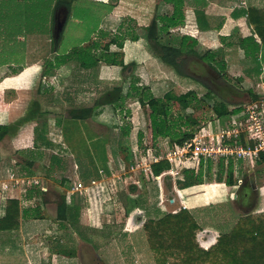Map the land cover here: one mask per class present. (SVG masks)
<instances>
[{"label":"rangeland","instance_id":"1","mask_svg":"<svg viewBox=\"0 0 264 264\" xmlns=\"http://www.w3.org/2000/svg\"><path fill=\"white\" fill-rule=\"evenodd\" d=\"M199 1H184L186 23L184 27L172 31L173 38L180 39L184 35L192 36L198 40L200 50H224L227 53L225 59L228 64L227 76L224 75V80L236 90L238 89L237 91L243 94V98L237 100L230 98L224 90H219V88L211 84L209 77L205 75L203 69L199 68L198 65L202 62L197 58L193 59L195 60L194 64L186 63L185 68H183V74L191 77L189 78L176 74L153 55L144 39L145 28L151 24L156 16H162L172 11V7L164 2V0H114L113 2L116 4L113 6H115L116 13L111 17V20L105 22V26L97 32L92 33V35L91 33L82 31L84 28H88L87 26L83 28L69 24L66 28L67 30L64 32L63 38L61 37L62 40L59 43V49L62 53L78 47L81 44L80 41L89 36H92L93 42L99 44L100 40L107 42L108 40L103 39L101 35L104 32L116 35L121 24L125 26H123L122 33L127 32V28L128 30H133L142 39L138 42L124 41V46L121 50L123 54V66L101 64L98 68L84 70L74 60L62 66L54 77L45 78L42 82L41 91L37 92L36 87H34L35 85L29 88L31 90L30 101L35 99L36 103L30 107L28 113L23 118L29 115L38 118L41 113L46 112V116L51 119L49 120L50 132L48 136L55 145V148L54 150L43 149L44 155L42 158L41 154L37 152L36 157L31 156L33 158H29V151L34 150L32 146H34V128L37 126V120L27 123V126H31L28 132L30 133L29 136L32 142L31 149L28 147L30 145L28 143H23L22 145H13L11 143L26 124L18 132L14 133L13 137H9V144L8 142H1L0 190L3 191V188L8 184L9 176L11 178L13 175L12 172H21L27 174L32 181L37 182L38 186L46 194L41 198H35L31 202L26 203L24 201L26 194L24 193L26 191L24 188L26 186L24 182L20 181L10 194L0 193V212L4 211L3 205H1L2 201L9 198L21 199L25 202L21 204L22 209L31 208V210H36V214L34 215L40 220H46L47 227L50 226L48 229L54 228L52 233L50 232L53 228L51 231L47 230L44 232L38 237L39 240L34 238L27 242L28 245L31 242L38 244L35 250L33 249V252H36L37 248H45V263L41 262V264H57L56 257L54 256L55 252H53L55 247H51L49 241L51 240L53 243L57 241L58 236H65L64 232L61 234L57 233V230L61 229L63 225L69 231L66 235L67 239L73 240L75 238L76 240L73 233L75 221L81 222L83 228L90 230L89 234L91 235L92 242H88V244L94 245L95 249L93 247L92 249L98 256L100 264L104 263L109 252H116L114 264H120L122 260L126 264H154L152 253L142 232L144 223L148 218L159 219L165 214L176 213L179 209L177 203L174 202L175 200H172L177 198V194L179 196V193L175 191L176 184L174 180L171 177H165L163 180H160V178L156 179L151 176L150 172H145L152 154L147 156L146 153H142L145 149L141 150L139 145V134L143 133V131L146 136L145 146L147 150H149V142H152L153 134L151 133L150 115L157 111L155 100L149 102L141 100L120 101L115 105L104 107L101 115H94L85 123L71 121L67 124L65 120L62 123V128H57L55 118L59 120L68 119L69 112L73 108L93 107L102 96L108 91H113L116 87L122 88V95L127 94L129 84L135 82L141 86L150 87L157 97H163L167 92H172L175 95L196 92L198 98H208L212 103L211 105L201 104L202 109L198 110L194 116L204 121H215L220 115L227 113L234 106L238 104L243 105L249 101L248 95L244 91L251 89L254 93L255 88H259V85L264 82V65H260L262 69L261 73H259V70H257L258 66L254 62H252L253 65L242 64L243 70L236 64H231L233 58L241 56V60H245L244 52H241L238 46L235 47L233 45V47L228 48L227 46L231 42L223 43L224 38L221 37L219 41H213L211 49L206 48L210 46L205 42L206 40L202 32L209 30H201L198 27L195 15V11L201 8L202 11H206L210 16H223L226 23L228 18L225 14H229L232 9L249 7L250 5L262 6L264 4L259 0H202V3H198ZM43 4L45 5L46 2L38 7L43 9ZM207 14L205 15L207 16ZM76 17H79V14H76ZM101 20H94L92 24L98 23ZM130 20H133L134 23L130 22ZM228 22L230 24L229 19ZM129 26H132V28ZM246 26L248 27L247 22ZM98 27H94L93 29H98ZM217 27L215 26L214 28L216 29ZM101 32L103 33L101 34ZM242 33L245 34L244 31ZM56 35L61 36L62 33L58 32ZM209 40L212 39L209 38ZM81 46H88V43L85 45L83 43ZM30 50L28 49V54ZM49 50L48 48H35L32 49L29 55L31 59H36L44 55V53L49 52ZM111 50L114 52L119 51L115 45L111 47ZM235 50V54H239L240 56H233ZM22 52L23 50L10 56L17 57L22 55ZM95 52H102V48L99 47L98 51ZM263 59L264 57L261 54L259 56L260 63H263ZM42 67L43 71L41 72L43 73L45 71V61H43ZM249 69L252 70L250 73L251 77L248 73ZM4 72H9V68L1 67L0 75L3 76ZM224 99H227V101ZM173 112L174 117L179 113V107L176 104L173 106ZM173 116L172 118H174ZM7 122L6 125L0 126L4 127L15 123L9 120ZM96 140H103L107 143L106 154L102 150L100 151L97 145L95 146ZM87 147L90 151L89 155L88 151H86ZM156 151L157 148L153 149V154ZM101 152L104 156H102L104 162V158L106 159V165H102L100 162L96 164L99 168L98 177L86 179L84 176L88 170L92 173L94 172L93 162H97L94 156L101 154ZM53 154L62 155L66 162L64 174L62 177L60 175L56 177L58 181H61V179L67 181L66 185L56 183L52 178H47L42 173L41 169L49 166V158ZM130 154H134V160L129 161L127 159ZM30 161H33L34 165ZM255 163L253 162V166L244 163H233V169L237 173H240V178L251 174L256 175L257 171L260 173L257 185H255L256 191L254 189L252 195L253 209L252 206L250 208L245 205L242 206L240 198L235 204V211L232 210V207L227 208L229 210L223 211L226 215L225 217L229 218L228 220H238L239 217L250 212H264V163L258 164V161ZM227 166L224 163L226 170L224 178L227 177ZM216 171L217 168L214 166L212 171L213 176H211L212 179L208 180L209 182L216 181V174L214 175ZM30 172L33 173L32 176H30ZM7 175L8 178H6ZM253 187L252 185L250 186V188ZM241 191L239 193L242 195ZM61 196L66 197L68 204H74V207L69 212V221L63 223L55 222L57 220L58 205L62 202ZM126 197L139 199L143 207L134 209L129 216H126ZM256 200H258L259 206L254 208V201ZM163 201L165 203L160 205ZM203 232L202 229L198 232L197 240L200 246L204 248V245H208L206 243L201 244L199 241L205 238V233ZM103 233L112 234V236L106 239ZM215 236L219 238L220 234L219 236L218 234ZM67 247L72 249L74 244L71 247ZM4 249L5 246L0 244V254ZM27 249L30 250V247L27 246ZM74 254L75 251L68 253L71 258ZM46 258L50 259H47V263ZM110 264L112 263L110 262Z\"/></svg>","mask_w":264,"mask_h":264},{"label":"trees","instance_id":"2","mask_svg":"<svg viewBox=\"0 0 264 264\" xmlns=\"http://www.w3.org/2000/svg\"><path fill=\"white\" fill-rule=\"evenodd\" d=\"M114 0L109 2H100L99 9L96 11L102 15H108L115 6ZM185 0H164L168 5L172 7L170 13H166L162 16H156L151 24L145 28L144 39L153 53L165 66L171 68L176 74L180 76H186L183 74V68L186 63L194 64V58H197L202 63L206 64L210 69L215 71L223 80L227 76L228 64L225 57L227 53L224 50H200V44L198 40L192 36H181L180 39L173 38L172 31L185 26L186 12L184 6ZM0 19L6 17V13L13 12L16 15V21H21L20 16L26 11L31 15V19L39 20L37 22L46 19V4H43V9L38 6H42L46 0L30 1L31 5L24 4V1L5 2L0 1ZM72 0H62L61 6H66L68 10L72 9ZM198 3H202L200 0ZM6 4V5H5ZM198 27L201 30H212V25L209 18L205 15V12L200 8L195 11ZM88 19L93 18V14H86ZM235 17L245 16L247 23L252 27L254 35L250 38L240 40L238 47H240L247 58L245 62L247 65L256 63L260 68L259 56L262 54L264 57V7L250 5L247 10L242 11L239 15L234 13ZM103 16L98 18L101 20ZM5 19V18H4ZM35 22V21H34ZM130 22L134 23L133 20ZM26 21L25 24L26 25ZM98 25V23H96ZM81 27L83 25H75ZM123 26L121 24L118 28L116 35L101 32V37L108 40L107 42L100 40V44L93 42L92 36L81 40V44L72 50L62 53L57 47V44L61 42L63 34L57 41L54 38L52 42L54 45L49 52L42 55V60L45 61V71L42 73L43 77L52 78L56 75L57 71L67 62L76 61L80 67L84 70H90L92 68H98L101 64L107 66H123V54L121 50L124 46V41L138 42L142 38L139 34H136L129 26L127 32L122 33ZM125 27V26H124ZM135 28V27H134ZM220 24L216 29H221ZM85 32V31H83ZM90 33V32H85ZM93 32H91L92 35ZM37 35H44L42 33H36ZM33 33H3L0 32V68L7 67L9 72L6 75L18 74L24 66L27 64L29 58L28 47L26 40H21V37L26 38ZM255 36L258 37L259 42ZM62 37V38H61ZM84 43L88 46H81ZM91 45V46H89ZM115 45L119 51L114 52L111 47ZM102 48V52L97 53L98 49ZM23 50L22 55L17 57L10 56ZM7 53V54H5ZM54 56V57H53ZM234 56V54H233ZM4 58V60H2ZM259 61V62H258ZM264 62V59L262 60ZM194 62V63H193ZM47 68V70H46ZM252 72L251 69H249ZM225 75V76H224ZM191 78V77H189ZM194 79V78H193ZM140 81V80H137ZM226 81V80H224ZM238 90V89H237ZM212 91V90H211ZM242 91V90H241ZM213 92V91H212ZM243 92V91H242ZM122 88L116 87L113 91H108L102 96L93 107H78L73 108L68 115V119L59 120L55 118L56 126L62 128L64 121L68 124L71 121L85 123L90 117L101 115L102 109L106 106H112L120 101L134 100L149 102L155 100L157 104V111L150 115L152 134L155 145L160 139H165L170 145L178 144L183 145L185 142L191 140L194 135L209 121H204L201 118H197L194 115L198 110L202 109L201 104H209L212 102L208 98H198L196 92H189L185 95H175L172 92H167L163 97H157L154 91L148 86H141L139 83H130L127 94L122 95ZM214 93V92H213ZM248 95V100H255L258 98L256 93H253L251 89L244 91ZM176 104L179 107V113L173 116V106ZM241 105V104H238ZM237 105V106H238ZM234 106L230 111L220 115L222 119L226 117H232L239 113L241 109L239 106ZM172 116L174 118H172ZM39 118V119H38ZM28 116L15 122L13 125L0 126V143L6 142L9 137H13L14 133L18 132L22 126L33 120H37V126L34 128V150L29 151V158L36 157V152L43 157L44 150H54L55 145L49 138L50 124L49 119L46 116V112L41 113L39 117ZM202 120V121H201ZM145 132L139 134V145L141 150L145 149L142 153H146L145 146ZM90 142V141H89ZM102 150L106 154L107 143L103 140H96L95 146ZM88 155L90 153L88 147L86 148ZM92 154V153H91ZM33 156V157H31ZM103 154L95 155L94 158L97 162H93L95 169L92 173L90 170L85 174V178H97L99 174V168L96 164L99 162L106 165L102 158ZM97 157V158H96ZM104 157V156H103ZM129 161L134 160V154H130L127 158ZM99 160V161H98ZM34 165L33 161H30ZM224 161L218 163H208L207 168L203 166L199 172L194 170H182L177 179V186L179 189H186L192 186L201 185L209 182L212 179V171L214 166L217 168L216 181L225 183L227 186L233 187L236 185L235 174L233 169V163L230 162L227 166V177L224 178L226 172L224 168ZM264 163V155L258 161V164ZM106 167V166H105ZM66 169V162L62 155L53 154L49 158V166L42 168V173L47 178H52L54 182L66 185L65 180L58 181L57 176L64 174ZM171 169V164L167 161H163L158 164L152 165V173L155 177L160 176L163 172ZM35 174V173H34ZM208 174V175H207ZM33 173L30 172V176ZM182 177V178H181ZM209 177V179H208ZM68 187V186H67ZM46 193L38 186L32 185V187L25 194V202H31L35 198H41ZM62 202L57 208V220L60 222H66L69 220V212L74 204H68L65 196H61ZM23 200L9 199L3 204V210L0 212V232L5 231H17L20 229L21 219H27L33 215L36 217V210L31 212L30 210L21 208ZM143 207L139 199H132L126 197L125 200V213L129 216L130 213L136 209ZM31 212V214H30ZM64 227V225H63ZM66 229V228H65ZM201 230V226L196 216L187 209H181L176 213L165 214L161 218H148L143 226L142 232L145 235L149 249L152 253L154 264H264V212L250 213L238 218L233 227L224 233H221L215 245L209 249H205L200 246L197 235ZM58 253L68 255V251L61 247L57 250Z\"/></svg>","mask_w":264,"mask_h":264},{"label":"crops","instance_id":"3","mask_svg":"<svg viewBox=\"0 0 264 264\" xmlns=\"http://www.w3.org/2000/svg\"><path fill=\"white\" fill-rule=\"evenodd\" d=\"M9 1L10 0H5V2ZM18 1H24L25 5L28 1L27 5H31L30 1L35 2L36 0ZM61 1L62 0H46V19L40 22H37L39 20H35V18L31 19V15L28 14L26 11H24V14L20 16L19 19H21V21L17 22L16 15H14L13 12L7 11L6 17L4 16L5 19H0V32L33 33L34 35H29L24 39L23 37H21V40H26L27 47L29 49H51L55 45L53 44L51 38H54L58 41L60 39V36L56 34H58V32L64 33L67 30L66 28L69 24L80 26L83 25L81 26L83 28L87 26L88 28H84L82 31L94 33L101 29L103 26H105V22L111 20V17H113L116 13L115 9H113L108 15H101L100 12L96 11L100 7V2L108 3L109 0H72L73 3L71 10H68L66 6H61ZM259 1L264 4V0ZM260 7H264V5ZM247 8V6L239 7L238 9L234 8L229 12V14H225L229 19L230 24L228 22V19L226 20V23L224 22L225 18L223 16L213 17L208 15L205 11V14H207V17L209 18V21L213 28L222 24V28L219 31H217L218 29H212L209 31L202 32L203 37L206 40L205 42L208 44V46H210L206 48L211 49L213 47V41H219L221 37L224 38L223 43L231 42L228 44V48L233 47V45L237 47L240 40L252 37L254 35V31L252 27L248 25V23V27L246 26L247 18L245 16H234V13H238L240 15L241 12L247 10ZM76 14H79V17H76ZM86 14L95 15L94 19L96 21L99 19V16H103L102 20L98 21L99 27L96 23L92 24L93 21L89 20ZM25 21L27 23L26 25H24ZM60 26L61 29H59ZM94 27H98V29H93ZM242 31H244L245 34H243ZM36 33H42L44 35H37ZM209 38H211L212 40H209ZM255 38L257 39V42H259L258 37L255 36ZM57 47L60 48L59 43L57 44ZM238 48L241 52H244L240 47ZM235 53L236 50L234 52V56H240L239 54ZM243 55L245 56V53ZM241 59V56L235 59L233 58L231 64H236L240 67V69L243 70L244 67L242 66V64H245V62H247V58L245 56V60ZM43 61L44 60H42V57L31 59L29 55L27 64L18 74L8 76L6 75V72H4L3 76L0 75V125H6V123H8V120L10 122H16L19 119L23 118V116L28 113L30 107H32V105L36 103L35 99H32L30 101L31 90H29V88L35 85L34 87H36V91H41L40 89L42 87V82L46 78L42 76L41 72L43 71ZM262 65H264V62L262 63ZM261 69V66L260 69H257L259 70V73H261ZM248 73L251 77V72L249 70ZM39 96L41 95L39 94ZM30 127L31 126H27L26 123V125L22 128L23 130H21L19 134L14 137L11 143H13V145H22L23 143H28L30 144L28 146L30 148L32 144L31 138L29 136L30 133H28L30 131ZM6 142H8L9 144L10 140L8 139ZM259 173L260 172L257 171L256 175L251 174L246 177L244 176V178H240V173H237L236 170H234L236 185L233 187L227 186L225 183L211 181L205 184L192 186L190 188L179 189L177 187V182H175V191L176 193H179V196L177 194V198L172 200H175L174 202L177 203V205L179 206V209L177 211H180L181 209H187L190 210L196 216L202 231H204L203 233H205V238L199 240L201 244L206 243L208 245H204L205 249H209L210 247L215 245L218 239L215 235L218 234L219 236V234L227 232L233 227L237 219H232V221L228 220L229 218L225 217L226 215L223 211L229 210L227 209L229 207H232V210L235 211V204L240 198V201H242L241 205L242 203H248V201L250 200V196L252 197L253 195V189H255L256 191L255 185H257ZM163 179L165 178H162V180ZM250 184L252 185V187H254L250 188ZM240 190H242V195L239 193ZM252 201L249 203V208L252 205ZM164 203L165 201L161 202L160 205ZM254 203V208L259 206L258 200L254 201ZM3 204L5 203L3 202L1 205ZM28 210L31 211V208ZM34 211L35 210H32L31 212ZM55 222L60 221L56 220ZM20 223V229L17 231L0 232V244H3V246H5L4 251L0 254V264H41V262L45 263V248H37L36 252H33V249L35 250V247L38 244H34L31 242L28 245L27 242L28 240H33L34 238L36 240H39V236H41L47 230L51 231L53 227H51V229H48L50 226L47 227L46 220H40L37 217H34L33 215H31V217L27 219L22 218ZM74 224L75 228L73 233L74 237H76V240L75 238H73V240H68L69 238L67 239L66 235L69 231L62 226L61 229L57 230V233L61 234L64 232L65 236H58L59 238L57 239V241L53 243L51 242V240L49 241L50 246L55 247L53 252H55L54 256L56 257L57 264H94L93 262L95 260L99 261V258L92 249V247L95 249L94 245L91 243L88 244V242H92L91 235L89 234L90 230L83 228L82 223L79 221H75ZM53 230L54 228L50 233H52ZM103 235L106 239L112 236V234L108 233H103ZM73 244L74 247L72 249H69L67 247H71V245ZM26 245L30 247V250L27 249ZM61 247H63V249H66L68 253L75 251L74 256L71 258L69 257V255H63L58 253L57 250H59ZM115 253L116 252L107 253V259L104 260V263L102 264H110V262L114 264ZM47 259L49 258H46V263ZM120 264L126 263L122 260Z\"/></svg>","mask_w":264,"mask_h":264},{"label":"built area","instance_id":"4","mask_svg":"<svg viewBox=\"0 0 264 264\" xmlns=\"http://www.w3.org/2000/svg\"><path fill=\"white\" fill-rule=\"evenodd\" d=\"M254 93L258 98L239 106L241 109L239 113L231 118L219 117L215 121H209L183 145H170L165 139H160L155 145L152 137V142L148 144L149 150L146 151V155L152 154V158L145 172H150L151 176L155 177L152 173V165L163 161L169 162L171 169L155 177L156 179L169 174L178 178L184 169L198 173L202 166L207 168L210 162L216 164L224 161L226 165L229 162L253 165V162L259 161L264 155V82L259 88H255ZM155 148L157 151L153 154ZM12 173L8 184L3 191L0 190V193L10 194L20 181L25 183L24 193H27L32 185H39L25 173Z\"/></svg>","mask_w":264,"mask_h":264},{"label":"flooded vegetation","instance_id":"5","mask_svg":"<svg viewBox=\"0 0 264 264\" xmlns=\"http://www.w3.org/2000/svg\"><path fill=\"white\" fill-rule=\"evenodd\" d=\"M198 66L200 69H203V72L205 73V75H207V77H209V82L211 84H213L215 87L219 88V90H224L229 95L230 98H234L236 100L243 98L242 97L243 94L238 92L231 84H228V82L224 81L215 71H213L212 69H209L206 64L201 63ZM224 100L227 101V99H224ZM252 199H253V197L250 196V200L248 201V203H246V204L242 203V206L245 205V206L249 207V203L252 201ZM93 263L94 264H100V262L96 261V260Z\"/></svg>","mask_w":264,"mask_h":264},{"label":"water","instance_id":"6","mask_svg":"<svg viewBox=\"0 0 264 264\" xmlns=\"http://www.w3.org/2000/svg\"><path fill=\"white\" fill-rule=\"evenodd\" d=\"M59 29H61V26L59 27ZM165 177H171V179L174 180V182H177V179H178V178H174L171 174L163 175L160 179L162 180V178H165Z\"/></svg>","mask_w":264,"mask_h":264}]
</instances>
